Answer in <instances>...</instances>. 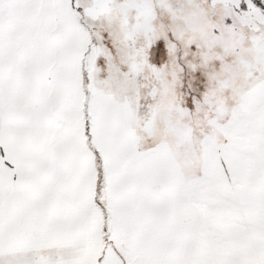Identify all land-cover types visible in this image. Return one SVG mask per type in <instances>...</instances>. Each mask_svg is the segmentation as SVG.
<instances>
[{
  "label": "snow or ice",
  "instance_id": "1",
  "mask_svg": "<svg viewBox=\"0 0 264 264\" xmlns=\"http://www.w3.org/2000/svg\"><path fill=\"white\" fill-rule=\"evenodd\" d=\"M0 264H264V0H0Z\"/></svg>",
  "mask_w": 264,
  "mask_h": 264
}]
</instances>
